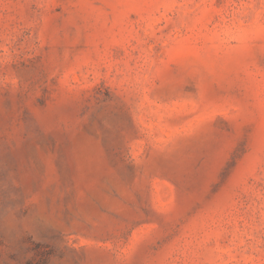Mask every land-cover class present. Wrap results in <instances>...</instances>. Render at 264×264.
<instances>
[{"label":"rangeland","instance_id":"374dc122","mask_svg":"<svg viewBox=\"0 0 264 264\" xmlns=\"http://www.w3.org/2000/svg\"><path fill=\"white\" fill-rule=\"evenodd\" d=\"M0 264H264V0H0Z\"/></svg>","mask_w":264,"mask_h":264}]
</instances>
